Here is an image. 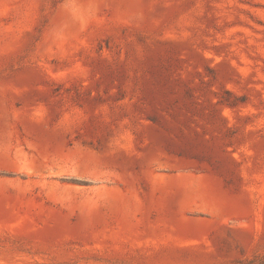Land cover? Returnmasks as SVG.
<instances>
[{
	"label": "rangeland",
	"instance_id": "obj_1",
	"mask_svg": "<svg viewBox=\"0 0 264 264\" xmlns=\"http://www.w3.org/2000/svg\"><path fill=\"white\" fill-rule=\"evenodd\" d=\"M0 264H264V0H0Z\"/></svg>",
	"mask_w": 264,
	"mask_h": 264
}]
</instances>
